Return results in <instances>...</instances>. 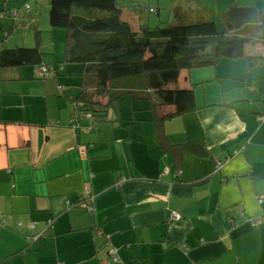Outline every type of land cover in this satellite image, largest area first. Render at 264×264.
<instances>
[{"label":"crops","instance_id":"1","mask_svg":"<svg viewBox=\"0 0 264 264\" xmlns=\"http://www.w3.org/2000/svg\"><path fill=\"white\" fill-rule=\"evenodd\" d=\"M50 1L17 10L12 28L28 22L17 40L0 23V48L37 46L56 69L41 79L34 65L0 67V264H264V64L222 58L182 70L176 85L193 89L196 108L162 122L129 95L83 119L72 101L79 68L62 62L65 31L32 17ZM118 3L134 30L150 26L145 3L146 13L157 7L155 25L175 8L264 9V0Z\"/></svg>","mask_w":264,"mask_h":264},{"label":"trees","instance_id":"2","mask_svg":"<svg viewBox=\"0 0 264 264\" xmlns=\"http://www.w3.org/2000/svg\"><path fill=\"white\" fill-rule=\"evenodd\" d=\"M4 4L0 0V18L8 14L15 19L17 10ZM216 17L207 6L175 8L169 20L134 30L122 19L118 0H51L49 24L65 31L62 62L83 66L81 91L72 100L80 117H106L110 107L129 95L150 102L162 122L196 108L193 89L176 85L182 70L216 66L222 58L244 59L249 68L264 64V9L234 5ZM21 65L36 66L42 79L56 71L37 46L0 48V67ZM87 82L93 85L89 94ZM70 123L72 128L79 126L75 119ZM182 146L191 149L192 143ZM180 147L174 146V152ZM88 198L93 202L92 195Z\"/></svg>","mask_w":264,"mask_h":264},{"label":"rangeland","instance_id":"3","mask_svg":"<svg viewBox=\"0 0 264 264\" xmlns=\"http://www.w3.org/2000/svg\"><path fill=\"white\" fill-rule=\"evenodd\" d=\"M27 3H29L30 6L32 7V11H33V9L36 8L35 0H14V2L12 3V5L13 4H16V6H14V7L11 6L12 7V10L13 9H16V10H19V11H23L24 12V10H25L24 7L26 6ZM126 3H128V2H126ZM128 7H131V5H129ZM142 7H143V10L145 11L146 16H148L147 20H149V22H150L149 23L150 24V27L151 28L154 27L155 23H154L153 20H155L157 18V10H156L157 7L154 4L150 5V7H152L153 9H155V13H146V10H147V4L146 3ZM225 7L226 6H223L222 8H225ZM38 8L39 9H37V14L35 15V17L34 16H32V17L34 19H36L38 22H40L41 25H43V23H45V22L48 23V8L47 9H44L43 6H39ZM222 8L219 11H222ZM221 13L222 12H219L218 17L221 15ZM218 17H216V20H218ZM21 18L22 19L18 18L17 20H15L14 27L13 28H12V26H13L12 25V23H13V17L11 18L8 14H6V15H4V16H2L0 18V23L2 22L4 25H7V26L9 25L8 27L6 26V28H4L6 30V32H7V34H8V38L11 35H13V37L15 38V40H17L18 34L20 33V31H18V29H19V23L20 22H23V17H21ZM25 19H27V17H25ZM24 22H25V25L24 26H27L28 25V22H26V21H24ZM3 31L4 30H2V31L0 30V43L6 41L8 39V38H6V37L3 36V33H4ZM19 38H21V37H19ZM25 38H27V37L25 36ZM25 40L26 39H24V41ZM43 57H45V56H43ZM233 60H235V61L241 60L242 62H244V59H233ZM71 65L72 66H77L79 68L78 74L71 76V79H74L75 77H77V80L79 82L80 79H81L82 73H83L82 72V65H80V64H78V65L77 64H71ZM236 67H237L236 65L232 67V70H231L232 73H238V72H241L243 70V67H241V66L239 68H236ZM228 69L230 70V68H228ZM246 70H247V68H246ZM225 77H229V78H221L220 79V81H221L220 83H227L228 84L230 82L237 81V80L231 79L232 76H225ZM211 82L212 81L208 82V85L207 86H210ZM77 84H74V82H73V84H71V86L73 88H75L76 87L75 85H77ZM243 84H244V82H243ZM198 86H200V85H198ZM77 88H78V86H77ZM200 90H202V87H201ZM239 92L240 91H238V93Z\"/></svg>","mask_w":264,"mask_h":264},{"label":"built area","instance_id":"4","mask_svg":"<svg viewBox=\"0 0 264 264\" xmlns=\"http://www.w3.org/2000/svg\"><path fill=\"white\" fill-rule=\"evenodd\" d=\"M40 72L41 73H46V69L45 68H41ZM91 200H92V198H90V199L88 198V200L84 199L83 202H82V206H84L88 210H92V206H91V202L92 201ZM179 218H180V216L177 213H173V215L170 217V219H179ZM0 222H1V220H0ZM111 252L114 253L112 250H111ZM113 256H114V259L117 260V257L115 255V253L113 254ZM60 264H62V263H60Z\"/></svg>","mask_w":264,"mask_h":264}]
</instances>
